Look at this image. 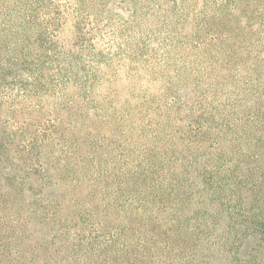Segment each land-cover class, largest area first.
<instances>
[{"label":"rangeland","instance_id":"374dc122","mask_svg":"<svg viewBox=\"0 0 264 264\" xmlns=\"http://www.w3.org/2000/svg\"><path fill=\"white\" fill-rule=\"evenodd\" d=\"M214 11L209 0H0L1 31L22 29L30 14L36 26L27 35L43 27L77 65L78 82L58 83L46 103L60 124L43 148L50 169L46 187L34 190L42 198L25 209L36 261L57 251L63 263V226L91 236L99 224L101 234L108 226L122 231L116 247L136 249L153 236L154 254L166 264H238L254 252L255 214L264 208V27L247 23L231 32L240 25L232 15L222 26L229 39L210 43L213 25L225 20L210 21ZM75 20L98 38L93 68L79 67ZM49 73L51 83L56 75ZM68 98H76L81 124L63 130ZM63 134L72 152L68 180ZM133 171L149 175L131 179ZM136 181L142 200L130 202ZM149 212L169 234L144 224L126 231ZM166 242L171 252L159 244Z\"/></svg>","mask_w":264,"mask_h":264},{"label":"trees","instance_id":"16d2710c","mask_svg":"<svg viewBox=\"0 0 264 264\" xmlns=\"http://www.w3.org/2000/svg\"><path fill=\"white\" fill-rule=\"evenodd\" d=\"M209 1L215 7L210 21L215 17L225 19L220 26L213 25V29L208 33L206 38L210 43L229 39V33L223 32L227 28L222 26L227 24V21L232 22L226 19L232 15L238 19L240 25L228 28L231 32L247 23H250L249 26L257 23L264 27V0ZM238 11L241 12L234 14ZM24 21L26 25L22 29L16 25V29L0 30V264H166L165 255H162V258L154 254L158 242L153 236L136 241V249L130 245L116 247L122 231L108 226L109 231L101 234L102 224L98 225L99 231H94L95 235L91 236L87 235L88 231L84 228L78 227L74 234H71L67 229L69 226H63V263L61 253L57 251H43L42 260H35L36 248L28 230L30 217L25 209L37 198H42V195L34 190L36 186L46 187L44 181L47 180L50 169V156L43 148L55 137V129L60 124L48 111L46 103L48 97L57 96L58 83L63 81V86L68 87L78 82V79L75 74L77 65L74 53L66 49L65 43L54 41L57 36L47 35L43 27H36L35 38L31 39L26 31L34 24L36 26V21L30 14ZM75 22L79 43L77 48L84 51L79 59L84 67H79L93 68V64L100 63L98 38L91 35L87 37L89 33L83 26L86 23H77L76 20ZM60 28L56 27L55 33L58 34ZM80 31L86 38H81ZM47 73L56 75L51 83L46 80ZM74 102L76 98H68L63 107L65 110L69 109L67 115L63 111V130L66 125L76 129L80 123L76 110H72ZM94 116V120L100 119L99 115ZM63 141V180H68L72 174L65 158H69L72 152L64 148L71 147L70 138L63 134ZM36 172L40 175H35ZM64 172H68L66 177ZM210 174L212 171H208V175ZM141 175L149 174L148 171H133L129 178H138ZM133 186L138 192L130 191V202L141 201L139 193L143 190L142 185L136 181ZM128 200L126 199V202ZM255 219L260 234V241L255 250L259 249L260 252L256 254L254 250L243 259H237L235 263L264 264V208H260L255 214ZM137 224H144L152 233L159 229H163L164 233L170 231L168 227H163L164 224L152 212L145 218L135 217L126 231ZM159 244L166 253L173 250L168 247V242ZM82 248L86 249L85 253H81ZM230 257L233 259L232 255Z\"/></svg>","mask_w":264,"mask_h":264}]
</instances>
